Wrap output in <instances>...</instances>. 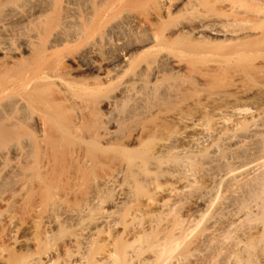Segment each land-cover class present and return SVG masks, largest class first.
I'll list each match as a JSON object with an SVG mask.
<instances>
[{"label": "rangeland", "instance_id": "1", "mask_svg": "<svg viewBox=\"0 0 264 264\" xmlns=\"http://www.w3.org/2000/svg\"><path fill=\"white\" fill-rule=\"evenodd\" d=\"M20 1L0 0V41L7 37L1 24L11 21L8 26L14 30L9 27L8 36L18 51L5 53L10 57L0 53V84L5 89L20 80L21 90L6 91L16 92L9 97L0 91V264L32 259L43 264L34 258L48 251L51 264L79 263L76 230L92 224L101 208L115 210L114 200L121 205L119 221L92 237L88 257L96 264H140L150 255L138 248L140 227L127 218L136 213L144 222L158 213L164 188L176 182L173 176H163L158 179L162 192L153 193L144 169L133 167L140 160L148 163L156 143L180 127L174 116L207 119L212 115L208 104L220 98L248 108L242 121L264 118L263 14L255 12L262 31L254 28L257 20L245 21L254 10L263 13L264 2L135 0L108 16L91 41V36L74 40L66 35L55 41L43 37L36 49L53 52L48 71L55 70V76L21 80L11 66L22 74L39 51L26 53L21 37L30 30L7 12L8 5ZM224 28L231 34L225 35ZM87 42H95L98 52L92 68L77 55L84 54ZM14 164L19 170L12 172ZM116 173L119 184L134 190L133 196L118 199V192L107 185ZM197 184L210 182L200 177ZM192 211L188 204L179 214ZM74 212L78 216L70 217ZM249 223L250 232L241 238L254 252L247 263L264 264V210L251 214ZM128 226H135L136 232L129 234ZM108 247L115 250L110 261L105 256ZM132 248L144 257L131 255Z\"/></svg>", "mask_w": 264, "mask_h": 264}, {"label": "bare ground", "instance_id": "2", "mask_svg": "<svg viewBox=\"0 0 264 264\" xmlns=\"http://www.w3.org/2000/svg\"><path fill=\"white\" fill-rule=\"evenodd\" d=\"M132 1L135 0H96V2L93 0H21L17 4L8 5L7 12H10V19L13 21L19 19L26 23L24 26L28 27L30 33L28 31V34L25 33L26 35L22 33L24 35L21 37L22 47L26 53L33 54L43 37H52L54 38H51L53 41L66 35L75 38L74 40L82 39V37L89 38L96 34L94 32L105 27L107 20L109 21L108 16L115 15L114 11L118 7L120 9L121 6ZM242 1L241 4H243ZM255 2H259V0ZM33 5L37 7L35 12L31 9ZM256 11L264 16V11L263 13L260 10L253 12ZM254 13L250 14L251 18L257 16L258 19L260 16ZM263 16L262 21L260 18L259 21L264 22ZM249 17L245 21L256 22V18L251 20ZM8 22L1 24V30L7 33V37L0 41V53L2 54L18 52L13 39L8 36V31L14 30L8 26ZM254 23L253 26L258 24L256 25L258 27L255 26L254 28L262 29L263 26L262 24V27L259 25L258 20L257 23ZM221 25L219 27H223ZM205 26L208 28L207 25ZM244 26L246 27V25ZM221 30L218 32L224 35V31ZM224 30L227 31L225 35L231 34L225 28ZM248 30L252 31L253 29L250 30L249 27ZM263 32L264 30L262 34H264ZM92 37L89 38L90 41L93 39ZM87 45L84 54L81 55L80 52L77 55L81 56V60L84 61L83 64L92 68L96 66L94 58L98 56V52L94 47L96 46L95 42ZM42 49L40 47L39 50L42 52ZM43 51L45 50L43 49ZM50 51L47 50L48 55L47 52L42 54L43 52L39 51V54L36 55L34 53V58L32 57L34 61L31 59L32 65L26 61L28 63V65L26 64L27 69L24 68L25 66H23L24 71L19 68L22 70V74L16 66H11V64L8 67H13L14 73L19 72L20 75L15 74V77L17 75V78L21 80H26V76L27 79L55 76L53 74L55 70L53 73L48 71V65L52 64V61L49 64L48 62L52 60V55H54ZM6 54L4 56H9ZM50 55L52 57H49ZM125 60L127 57L124 58ZM53 66L52 69H54ZM8 67L6 65V68ZM14 67H16L17 72ZM24 77L25 79H23ZM16 82L19 84L20 80ZM11 83L10 81L9 84ZM17 83L16 85L7 83L10 87L6 86L5 89L2 88L5 87L2 83L3 86L0 84V91L4 92L3 94L6 93L7 96L10 93L12 96L19 91L20 87L17 86ZM8 90H15L16 92L7 93ZM2 95L0 94L1 99L4 96ZM219 99L214 100L213 98L212 103H210L212 105L208 104V107H211L212 115L207 119L183 115L174 116L180 127L169 131L156 143L152 150L153 158L148 163L145 160H140L134 164L133 168L144 169L147 173L146 177L151 180L150 185L153 193L162 192V186L158 183V179L163 176H173L176 182L175 185H168L164 188L165 197L158 203L160 207L158 213L152 214L144 222L138 220L136 213L127 218L129 223H137L135 225L140 227L141 231L139 232L142 234L137 236L140 239L137 240L136 237L140 243L138 248L141 247V250L144 248L143 253L145 255L147 254L145 253L146 249L150 255V259L147 258L140 264H249L247 257L254 253L253 248H249L241 238H245L251 230L250 215L264 210V118L261 116L252 117L248 121L243 120V122V112L248 111L246 106L234 105ZM204 111H206V107ZM18 167L14 164L10 167V171L15 172L19 170ZM158 172H160L159 176ZM119 177L120 174H114L108 180L107 185L118 192V199L133 196L134 190L130 186L125 187L119 184ZM200 177L209 180L210 184L204 187L198 185ZM148 202L152 203L153 199L148 197ZM113 204L115 210L109 211L101 208L92 224L82 225L76 230L74 237L76 249L74 251L77 252L76 257H78L79 263L75 264H96L94 259L91 260L88 257L90 241L99 232V229L109 231L110 228L117 225L121 205L119 201L115 200ZM188 204L193 209L192 213L188 216L180 215L181 209ZM69 216L76 217L78 214L74 212ZM128 227L129 234L136 232L135 226ZM134 243L132 242L131 245ZM133 248L131 255L138 257V259L144 257L143 253H139L137 249ZM108 249L105 256L110 261L111 258L114 259L115 250L110 247ZM51 254L52 251H48L44 256L38 259L34 258V260H41L43 264H51ZM141 255L143 256L141 257ZM32 260L26 264H33Z\"/></svg>", "mask_w": 264, "mask_h": 264}]
</instances>
